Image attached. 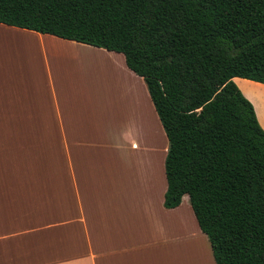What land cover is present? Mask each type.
<instances>
[{"label": "crops", "instance_id": "1", "mask_svg": "<svg viewBox=\"0 0 264 264\" xmlns=\"http://www.w3.org/2000/svg\"><path fill=\"white\" fill-rule=\"evenodd\" d=\"M0 33L22 39L1 43L22 53L0 65V264H194L204 232L188 194L164 205L169 142L161 155L148 140L162 123L124 54L1 22ZM102 56L127 84L69 67ZM233 80L264 128V83Z\"/></svg>", "mask_w": 264, "mask_h": 264}, {"label": "trees", "instance_id": "2", "mask_svg": "<svg viewBox=\"0 0 264 264\" xmlns=\"http://www.w3.org/2000/svg\"><path fill=\"white\" fill-rule=\"evenodd\" d=\"M0 22L123 53L168 137L164 205L185 194L216 264H264V0H0Z\"/></svg>", "mask_w": 264, "mask_h": 264}, {"label": "rangeland", "instance_id": "3", "mask_svg": "<svg viewBox=\"0 0 264 264\" xmlns=\"http://www.w3.org/2000/svg\"><path fill=\"white\" fill-rule=\"evenodd\" d=\"M21 41L22 39L20 40V38L13 37L10 34L4 35L3 33H0V65H3L1 67L9 68L10 66L13 65L12 62H16L17 60L20 61V54L22 53V52H5L6 45H2L1 43L9 42L14 45V44H20ZM28 44L29 42L28 40H26V41H23L22 45L24 48H27ZM33 47H34V44H33ZM7 48H11V46L8 45ZM66 52H72V51H66ZM11 53H15V55L12 56ZM28 53H33V52H25L26 56ZM102 57H99V59L91 60L89 65L86 64L85 67H83V64H85L86 62H82L83 59H81L79 62L77 61V62L70 64L69 67L71 68V66H73L75 69L86 68L87 72L90 74L88 78V83L90 84H102L106 86L109 85L110 87V75L113 72V70L116 71V74H117V75L114 74L112 76V77H115V79H117L115 81H118L122 85L127 84L125 83V79L120 73V69L118 68V66L116 64H113L107 58L105 57L102 58ZM120 75L122 76V78L120 77ZM160 126L161 127L159 128V137L157 136L156 134L157 131L155 129L154 131L156 132L155 141L152 138H148V140L153 141L155 144V147L159 146L161 149L160 154L164 155L163 148L165 147V145H168V138L165 133V130L162 127V124ZM152 135L153 134H151V137ZM189 204L190 202L188 201L185 202L183 205V208L185 209L187 208V210L191 211V213L193 214ZM193 218H194V215H193ZM199 237L203 238V240H201ZM191 247H192V259H193L194 264H200L198 260L200 257L203 259V261H205L203 264H213V261H214L213 251H212L209 239L206 234L200 232L199 236L194 235L192 239Z\"/></svg>", "mask_w": 264, "mask_h": 264}]
</instances>
